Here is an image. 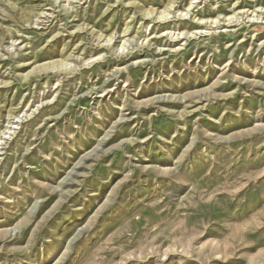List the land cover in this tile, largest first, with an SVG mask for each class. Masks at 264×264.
Returning <instances> with one entry per match:
<instances>
[{"label":"rangeland","instance_id":"374dc122","mask_svg":"<svg viewBox=\"0 0 264 264\" xmlns=\"http://www.w3.org/2000/svg\"><path fill=\"white\" fill-rule=\"evenodd\" d=\"M0 264H264V0H0Z\"/></svg>","mask_w":264,"mask_h":264}]
</instances>
